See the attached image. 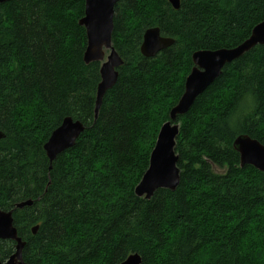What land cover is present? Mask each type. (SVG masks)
Returning <instances> with one entry per match:
<instances>
[{
    "label": "trees",
    "instance_id": "trees-1",
    "mask_svg": "<svg viewBox=\"0 0 264 264\" xmlns=\"http://www.w3.org/2000/svg\"><path fill=\"white\" fill-rule=\"evenodd\" d=\"M179 1L177 11L168 0L115 5L112 45L124 63L96 120L100 63L83 62L84 0L0 5V211L33 201L13 211L26 264H120L133 254L141 264H264V173L240 168L232 148L239 135L264 144V46L225 66L178 117L176 190L134 193L192 54L234 48L264 21V0ZM153 27L175 43L143 58ZM67 117L85 130L49 168L43 145ZM14 245L0 240L1 263Z\"/></svg>",
    "mask_w": 264,
    "mask_h": 264
},
{
    "label": "water",
    "instance_id": "water-1",
    "mask_svg": "<svg viewBox=\"0 0 264 264\" xmlns=\"http://www.w3.org/2000/svg\"><path fill=\"white\" fill-rule=\"evenodd\" d=\"M10 1L0 0V5ZM118 2L119 0H84V16L78 22L86 36L84 64L101 63L94 120L98 118L106 92L115 86L119 76L118 69L124 63L112 45L114 8ZM168 3L173 10H179V0H168ZM174 43L173 39L162 37L159 28L153 27L144 32L139 51L143 58L152 59ZM257 46H264V21L254 26L250 36L234 48L200 50L192 54L193 67L185 79L183 93L177 104L171 108L168 121L161 126L149 156L148 168L135 187L134 193L137 198L145 197L149 200L157 190L164 189L170 192L176 190L180 182V169L177 166L179 157L175 153L179 135L178 117L189 112L195 100L221 77L225 66L240 59ZM106 52H109L108 55H105ZM84 130L85 127L81 122L74 121L70 117L63 119L60 126L51 133L43 145V151L50 164L49 168L58 156L75 146ZM3 138L4 135L0 132V140ZM232 148L238 154L240 168L250 166L264 173V144L247 135H239L234 139ZM32 205L33 201L27 200L15 204L13 210L0 211V240L15 243L14 253L5 263L0 264H26L22 258L25 242L18 236L13 226V211L23 210ZM38 228L34 226L31 229L33 235H36ZM141 263V257L133 254L120 264Z\"/></svg>",
    "mask_w": 264,
    "mask_h": 264
},
{
    "label": "bare ground",
    "instance_id": "bare-ground-1",
    "mask_svg": "<svg viewBox=\"0 0 264 264\" xmlns=\"http://www.w3.org/2000/svg\"><path fill=\"white\" fill-rule=\"evenodd\" d=\"M78 25H79V24H78ZM85 48H86V46H85ZM84 51H85V50H84ZM108 53H109V52H106L105 55H108ZM83 55H84V53H83ZM83 62H84V61H83ZM100 66H101V63H100ZM158 133H159V132H158ZM75 144H76V143H75ZM232 144H233V143H232ZM153 148H154V147H153ZM150 154H151V153H150ZM49 165H50V164H49ZM51 165H52V164H51ZM142 199H145V197H143ZM145 200H147V199H145ZM149 200H150V199H149ZM17 234H18V233H17ZM14 244H15V243H14ZM6 261H7V260H6ZM6 261H5V262H6ZM5 262H3V263H5ZM0 263H1V262H0Z\"/></svg>",
    "mask_w": 264,
    "mask_h": 264
},
{
    "label": "rangeland",
    "instance_id": "rangeland-1",
    "mask_svg": "<svg viewBox=\"0 0 264 264\" xmlns=\"http://www.w3.org/2000/svg\"><path fill=\"white\" fill-rule=\"evenodd\" d=\"M183 64L185 65V63H184V60H183ZM190 70H191V69H190ZM189 73H190V72H189ZM181 75H182V74H181ZM214 170H217V171H219V172H221V171H222V169H220V168H219V169H217V168H215V167H214Z\"/></svg>",
    "mask_w": 264,
    "mask_h": 264
},
{
    "label": "flooded vegetation",
    "instance_id": "flooded-vegetation-1",
    "mask_svg": "<svg viewBox=\"0 0 264 264\" xmlns=\"http://www.w3.org/2000/svg\"><path fill=\"white\" fill-rule=\"evenodd\" d=\"M191 61H192V59H191ZM192 67H193V64H192ZM192 69V68H191ZM191 71V70H190ZM186 79V78H185ZM185 82V81H184Z\"/></svg>",
    "mask_w": 264,
    "mask_h": 264
}]
</instances>
